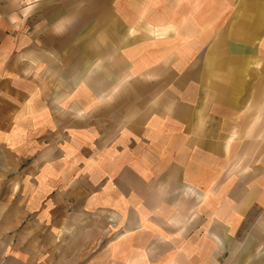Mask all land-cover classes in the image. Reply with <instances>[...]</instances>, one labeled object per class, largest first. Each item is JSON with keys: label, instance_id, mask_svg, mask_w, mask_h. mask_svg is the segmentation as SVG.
<instances>
[{"label": "crops", "instance_id": "crops-1", "mask_svg": "<svg viewBox=\"0 0 264 264\" xmlns=\"http://www.w3.org/2000/svg\"><path fill=\"white\" fill-rule=\"evenodd\" d=\"M245 5L0 0V249L264 264V32L230 30Z\"/></svg>", "mask_w": 264, "mask_h": 264}, {"label": "rangeland", "instance_id": "rangeland-1", "mask_svg": "<svg viewBox=\"0 0 264 264\" xmlns=\"http://www.w3.org/2000/svg\"><path fill=\"white\" fill-rule=\"evenodd\" d=\"M247 1V0H246ZM254 3V7H243L245 14L243 11L236 9L234 15L231 17L230 21V30L238 27L243 29V26L240 24L244 23V28L249 30H257L256 32L260 31V34L264 32V0H251ZM240 17L238 18V16ZM245 15V16H244ZM245 21V22H243ZM239 22H241L239 24ZM243 22V23H242ZM264 36V34H262ZM6 238L13 239V236L7 235ZM1 241V240H0ZM3 241V240H2ZM13 245L10 244V247H6L5 250L0 249V264H46L44 262H35L34 257H30L31 255L27 252V256L21 258L14 256L13 252ZM28 248V247H27ZM5 254V255H4ZM30 255V256H28Z\"/></svg>", "mask_w": 264, "mask_h": 264}]
</instances>
